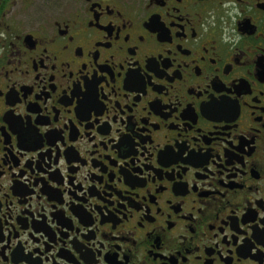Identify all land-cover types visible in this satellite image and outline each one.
<instances>
[{"label": "flooded vegetation", "instance_id": "1", "mask_svg": "<svg viewBox=\"0 0 264 264\" xmlns=\"http://www.w3.org/2000/svg\"><path fill=\"white\" fill-rule=\"evenodd\" d=\"M0 264H264V0H0Z\"/></svg>", "mask_w": 264, "mask_h": 264}]
</instances>
